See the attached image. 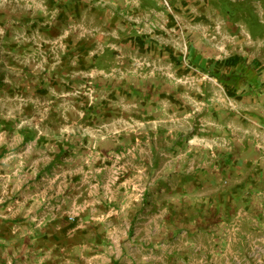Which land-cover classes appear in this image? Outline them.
<instances>
[{
    "label": "crops",
    "instance_id": "crops-1",
    "mask_svg": "<svg viewBox=\"0 0 264 264\" xmlns=\"http://www.w3.org/2000/svg\"><path fill=\"white\" fill-rule=\"evenodd\" d=\"M234 24L214 0H0V264H209L264 239V58Z\"/></svg>",
    "mask_w": 264,
    "mask_h": 264
},
{
    "label": "rangeland",
    "instance_id": "rangeland-1",
    "mask_svg": "<svg viewBox=\"0 0 264 264\" xmlns=\"http://www.w3.org/2000/svg\"><path fill=\"white\" fill-rule=\"evenodd\" d=\"M253 3L255 4V10H256L261 22H263V24H264V12H263V8L261 6L260 0H254ZM165 6H166L167 10L172 9V7H171L172 5L168 2H165ZM234 22H235L234 27H235L236 31L240 32V37H238V40L242 41L243 48L246 50H251V51L257 50V52H261V55L264 58V31L262 32V34H259L258 32H256L257 34L255 36H252L251 32L249 30V27L244 22H242V21H240V22L234 21ZM215 24H216L214 27L215 30L221 29L222 25L225 26L224 22H220V21L216 22ZM225 29H227V28L225 27ZM179 30H181V29H179ZM212 36H214V35H212ZM229 39H231V38H229ZM230 41L233 42L232 39ZM175 42H176V45L178 46L179 52L182 54L184 52L185 44H184V38L181 35L180 31H178V34H176ZM231 45L233 46V44H231ZM228 52L230 53V51L227 50V53ZM193 54H194L193 50H191L189 52V56H188L189 60H191V61H192V59H193V61L196 59ZM121 58L122 57H119V59H121ZM138 60H141V63L148 68L153 67L152 63L150 61H148V59H144V58L140 59L139 58ZM193 75H194L193 77L196 78V77H200L203 74L201 73L199 76L197 73H194ZM194 78H193V80H194ZM175 79H177L178 83L180 81L187 83L189 87L193 85V81L190 80L191 78H189V77L187 78V77H184L182 75H177V77H175ZM210 83L212 85H215V84H213V82H210ZM241 83H243V81L241 82V80H240L237 84H241ZM211 84H209V85H211ZM213 87H215L217 89L218 86L215 85V86H212V88ZM241 248H242L243 253L241 256H239V258L236 261L233 260L230 262H218V261L215 262V261L211 260L209 262V264H264V239L263 240L262 239L261 240L253 239V243L248 244V242H247V244H244Z\"/></svg>",
    "mask_w": 264,
    "mask_h": 264
},
{
    "label": "trees",
    "instance_id": "trees-1",
    "mask_svg": "<svg viewBox=\"0 0 264 264\" xmlns=\"http://www.w3.org/2000/svg\"><path fill=\"white\" fill-rule=\"evenodd\" d=\"M214 2L215 6L225 16L236 22H244L249 27L252 36H255L257 34L256 32L262 34L264 31V24L261 22L255 10L254 0H214ZM260 3L264 12V0H260ZM211 76L222 81V83H228V80H230L229 83L236 81L232 75L218 76L211 74Z\"/></svg>",
    "mask_w": 264,
    "mask_h": 264
},
{
    "label": "built area",
    "instance_id": "built-area-1",
    "mask_svg": "<svg viewBox=\"0 0 264 264\" xmlns=\"http://www.w3.org/2000/svg\"><path fill=\"white\" fill-rule=\"evenodd\" d=\"M184 44H185V47H184V52L182 53V56L184 57L183 59L186 62V64H188L190 62L189 59H188L189 47H188V45H187V43L185 41H184Z\"/></svg>",
    "mask_w": 264,
    "mask_h": 264
}]
</instances>
